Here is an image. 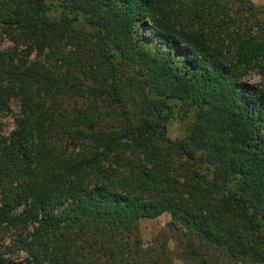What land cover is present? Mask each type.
I'll use <instances>...</instances> for the list:
<instances>
[{
  "label": "trees",
  "instance_id": "1",
  "mask_svg": "<svg viewBox=\"0 0 264 264\" xmlns=\"http://www.w3.org/2000/svg\"><path fill=\"white\" fill-rule=\"evenodd\" d=\"M252 71L253 0H0V114L22 109L0 131V231L28 264H264ZM164 213L171 239L145 247L141 220Z\"/></svg>",
  "mask_w": 264,
  "mask_h": 264
},
{
  "label": "rangeland",
  "instance_id": "2",
  "mask_svg": "<svg viewBox=\"0 0 264 264\" xmlns=\"http://www.w3.org/2000/svg\"><path fill=\"white\" fill-rule=\"evenodd\" d=\"M258 6H264V0H253ZM10 45L8 39H4L1 43V47H7ZM166 50V48H163ZM35 56V53L33 54ZM250 72L248 75H250ZM174 110V109H173ZM22 115V109L20 101L13 98L10 103L9 110L0 114V131L5 137H9L12 131L16 127V120ZM193 114L191 113L187 119H182L178 114H173V117L168 123V135L172 139L185 137L192 127ZM1 205V200H0ZM171 221V215L164 213L157 218H146L141 220L140 223V235L145 247H156L157 240L162 238L163 235L171 237L172 231H170L169 224ZM19 233L14 230H9L4 233L0 231V255L4 257L5 264H28L30 261L29 254L18 249L16 241ZM171 239V238H170ZM171 255L176 257L178 255V248L176 243L170 240L169 243ZM177 264H182L177 260ZM241 264V263H240Z\"/></svg>",
  "mask_w": 264,
  "mask_h": 264
},
{
  "label": "clouds",
  "instance_id": "3",
  "mask_svg": "<svg viewBox=\"0 0 264 264\" xmlns=\"http://www.w3.org/2000/svg\"><path fill=\"white\" fill-rule=\"evenodd\" d=\"M242 83H247L251 87L259 90H264V74L253 72L250 75H245L241 78Z\"/></svg>",
  "mask_w": 264,
  "mask_h": 264
}]
</instances>
